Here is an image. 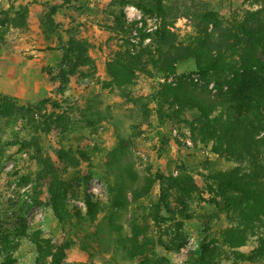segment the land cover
I'll list each match as a JSON object with an SVG mask.
<instances>
[{
    "label": "rangeland",
    "instance_id": "rangeland-1",
    "mask_svg": "<svg viewBox=\"0 0 264 264\" xmlns=\"http://www.w3.org/2000/svg\"><path fill=\"white\" fill-rule=\"evenodd\" d=\"M171 1L166 4L176 19L169 30L181 42L195 34L188 14L192 2L225 21L243 20L262 6L249 0ZM121 9L130 33L116 37L107 29L116 27L111 15ZM161 24V18L147 17L135 5L117 0H0V105L7 100L18 108L9 112L0 106V264L2 248L14 264H52L64 245L68 250L61 264H140L117 247L107 211L95 221L86 215L85 195L106 202L108 183L126 173L136 177L133 189L152 181L148 196L137 201L146 209L160 203L157 172L192 178L198 188L187 201L190 219L182 230L168 222L160 225L158 233L165 231L170 250L157 251L168 264H189L202 243L220 241L221 230L230 224L229 211L207 190L206 180L216 173L246 172L250 165L224 150L214 154L215 142L205 144L191 131L198 113L159 96L164 86L182 81L189 95L216 107V116L224 113L216 83L205 81L193 60H187L176 65L173 76L154 72L122 88L104 87L111 51L124 41L138 50L140 35L152 34ZM211 30L209 25L207 32ZM25 142L29 146L22 149ZM78 151L88 153L89 160H81ZM256 161L264 175L263 150ZM58 182L66 194L54 211L50 191ZM135 206L131 202L121 217L123 237L131 235L129 213ZM240 252L254 255L252 247Z\"/></svg>",
    "mask_w": 264,
    "mask_h": 264
},
{
    "label": "trees",
    "instance_id": "trees-1",
    "mask_svg": "<svg viewBox=\"0 0 264 264\" xmlns=\"http://www.w3.org/2000/svg\"><path fill=\"white\" fill-rule=\"evenodd\" d=\"M117 1H121V5H135L147 17L161 18L162 24L152 34L140 35L138 50L132 48L135 46L133 43L124 41L117 50L111 51L105 64L109 80L104 83V87L122 88L130 85L138 76H152L154 72L173 76L177 64L193 60L195 72L205 81L216 83L224 113L214 116L216 107L189 95L182 81H178L174 87L164 86L159 96L164 101L171 99L173 105L188 107L198 113V117L190 124L191 131L200 136L205 144L214 141V154L221 155L224 150L230 157L246 160L250 165V170L246 172L216 173L207 178L206 188L213 196L224 201L230 224L221 230L220 241L202 243L199 256L189 264H237V260L247 258V261H253L256 257L264 260V175H261L256 161L259 151H264L263 0H249L262 3L261 8L247 12L243 20L234 18L230 21L192 2L188 14L192 17L195 34L187 42L179 41L177 35L169 30L170 22L176 19V15L171 14L172 8L166 4L171 0ZM111 16L112 24L116 27H109V34L117 37L130 33L122 9L117 15ZM209 25L213 27L210 33L207 32ZM147 38L150 41L144 44ZM68 42H73V39ZM0 106L4 111L18 110L7 100H3ZM29 109L33 114L32 107ZM261 133L262 136L258 138ZM32 142L37 145L34 140ZM28 144L25 142L22 149L28 148ZM78 155L81 160H89L88 153L84 151H78ZM155 180L161 182L160 203L150 204L149 209L137 201L148 196L152 181H146L143 187L133 189L130 184L136 181V177L128 173L125 178L116 176L108 183L106 202L91 195H85L84 198L87 218L95 221L98 214L107 211L106 221L116 235L117 247L129 259H139L140 264H168L165 256L157 251L159 248L170 250V244H166L167 241L163 239L167 236L165 231L164 235L158 233L160 225L168 222L173 224L177 232L182 230L184 221L190 219L187 201L192 192L198 191L194 180L189 177H173L171 173L160 171ZM65 192L66 188L61 182L51 189L54 211H57L56 204H63ZM128 194H131V202H136V206L129 213L131 235L126 238L123 237L120 221L131 203ZM163 211L169 214L168 217L162 215ZM246 247H252L254 255L246 257L240 252ZM176 248L179 250V246ZM2 250L1 264H14L11 254L5 248ZM66 250L67 245L60 247L53 255L52 264H61Z\"/></svg>",
    "mask_w": 264,
    "mask_h": 264
},
{
    "label": "built area",
    "instance_id": "built-area-1",
    "mask_svg": "<svg viewBox=\"0 0 264 264\" xmlns=\"http://www.w3.org/2000/svg\"><path fill=\"white\" fill-rule=\"evenodd\" d=\"M155 27V26H154ZM187 144H189V142H187Z\"/></svg>",
    "mask_w": 264,
    "mask_h": 264
}]
</instances>
